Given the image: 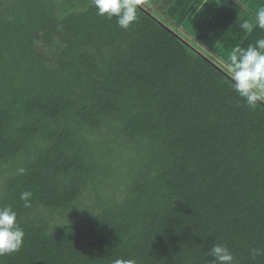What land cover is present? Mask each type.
Wrapping results in <instances>:
<instances>
[{"label":"trees","instance_id":"1","mask_svg":"<svg viewBox=\"0 0 264 264\" xmlns=\"http://www.w3.org/2000/svg\"><path fill=\"white\" fill-rule=\"evenodd\" d=\"M151 13L0 0V206L25 232L0 264H207L213 243L264 264V103Z\"/></svg>","mask_w":264,"mask_h":264},{"label":"clouds","instance_id":"2","mask_svg":"<svg viewBox=\"0 0 264 264\" xmlns=\"http://www.w3.org/2000/svg\"><path fill=\"white\" fill-rule=\"evenodd\" d=\"M149 8L143 0H92L96 14L111 20L115 17L119 28L127 30L138 19V7L141 4ZM158 14V13H157ZM241 29L251 33L254 28L264 30V8H260L254 16V22L244 20ZM226 70L232 90L244 101L246 106L254 109L258 103L264 102V38L249 44L246 48L235 45L226 60ZM18 174L24 173L19 168ZM31 191H23L20 199L26 208L31 207ZM25 232L17 223V212L11 206H0V257L18 252L24 243ZM253 258L264 254V249L252 248ZM207 264H234L232 251L222 243H213L208 249ZM112 264H137L135 258H116Z\"/></svg>","mask_w":264,"mask_h":264},{"label":"crops","instance_id":"3","mask_svg":"<svg viewBox=\"0 0 264 264\" xmlns=\"http://www.w3.org/2000/svg\"><path fill=\"white\" fill-rule=\"evenodd\" d=\"M158 14L167 17L181 38L192 47L226 67L233 47L246 48L264 38V30L251 33L241 29L244 20L254 22L264 0H143Z\"/></svg>","mask_w":264,"mask_h":264},{"label":"rangeland","instance_id":"4","mask_svg":"<svg viewBox=\"0 0 264 264\" xmlns=\"http://www.w3.org/2000/svg\"><path fill=\"white\" fill-rule=\"evenodd\" d=\"M153 16H155L156 15V13L155 12H153V13H151ZM84 203L85 204H87V205H89L90 204V202L89 201H84ZM70 215H68V217H69ZM62 220H60V222H61ZM51 223H53V222H51ZM54 224V223H53Z\"/></svg>","mask_w":264,"mask_h":264},{"label":"water","instance_id":"5","mask_svg":"<svg viewBox=\"0 0 264 264\" xmlns=\"http://www.w3.org/2000/svg\"><path fill=\"white\" fill-rule=\"evenodd\" d=\"M184 41V40H183ZM185 42V41H184ZM187 43V42H186ZM188 44V43H187ZM192 47V46H191ZM193 48V47H192ZM194 49V48H193ZM196 50V49H195ZM227 74V73H226ZM228 75V74H227ZM264 103V102H263Z\"/></svg>","mask_w":264,"mask_h":264}]
</instances>
